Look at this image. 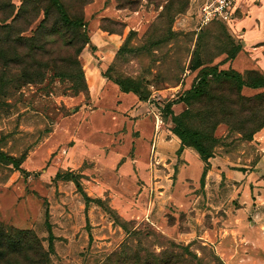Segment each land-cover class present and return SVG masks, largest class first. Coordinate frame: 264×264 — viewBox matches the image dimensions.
Returning <instances> with one entry per match:
<instances>
[{"label": "rangeland", "instance_id": "rangeland-1", "mask_svg": "<svg viewBox=\"0 0 264 264\" xmlns=\"http://www.w3.org/2000/svg\"><path fill=\"white\" fill-rule=\"evenodd\" d=\"M63 1L69 17L82 21L89 42L79 55L89 91L78 92L71 80L56 77L54 69L42 83L15 88L12 79L19 69L0 64V73H8L12 104L9 113L0 109V150L17 158L24 152L28 155L22 170H10L0 163V226L4 233L17 237V231L30 230L48 248L49 210L53 232L59 237L52 264H102L115 252L119 257L113 260L128 256L131 263L140 254L142 263L148 259L152 264H228L223 258L228 257L232 264L233 257L251 254V244L257 257L241 263L264 260V134L246 140L228 125H219L214 136L221 142L214 152L226 159L230 176L225 171L211 175L206 190L204 184L196 191L204 194L199 210L181 212L163 193L173 192L166 184L172 174L152 152L155 114L143 110L130 116L140 95L130 92L117 97L114 90L122 91L118 82L132 79L143 95L148 93L146 102L160 98L152 100V107L161 114L164 128L173 127V117L189 107L183 100L186 91L199 79L200 70L191 69L198 61L193 60L197 45L203 66H217L219 71L240 73L244 78L258 69L243 48L235 58L227 59L236 44L243 47L231 23L211 22L200 29L197 16L202 0ZM51 7L50 0H0V39L9 34L12 38L32 36L46 18L52 27L57 15H46ZM5 24L10 27L3 30ZM99 29L118 34L117 44L99 42L101 48L113 45L107 53L111 62L101 72L85 68L82 58L86 48L94 55L101 53L90 41ZM58 38H49L54 43L47 47L46 59L56 60L60 71L67 66L62 59L72 55L73 48L65 47L63 41L55 44ZM104 79L113 88H93ZM210 87H218V83L211 81ZM256 92L243 90L246 95ZM125 99L128 106L123 108ZM231 99L237 101V96ZM203 105L196 103L193 109L202 110ZM189 125L202 128L200 122ZM176 156L169 153L165 162H173ZM193 164L196 171L197 164ZM256 165L258 174L253 180L239 176V170H253ZM160 168H164L162 172ZM74 180L101 204L92 206L88 226L83 197ZM157 180L163 183L157 184ZM158 202L166 207L158 218L164 216L175 227L170 233L145 218ZM142 214L144 218H139ZM112 216L127 227L128 235L113 223ZM90 232L92 241L87 236Z\"/></svg>", "mask_w": 264, "mask_h": 264}, {"label": "trees", "instance_id": "trees-1", "mask_svg": "<svg viewBox=\"0 0 264 264\" xmlns=\"http://www.w3.org/2000/svg\"><path fill=\"white\" fill-rule=\"evenodd\" d=\"M40 1L43 0H38V2ZM50 2L53 7L46 15L56 14L57 21L55 24L51 27L48 23L49 19L46 18L32 36L19 35L14 38L10 34L3 36L0 39V64L4 68L15 66V68L19 69L20 73L12 79L16 84L15 88L24 85V83H42L47 79L49 70L54 69L56 77H64L71 80L78 92L89 91L83 64L79 59L85 44L89 43L82 31L83 23L79 19L69 17L64 10L63 0H50ZM1 27L5 30L10 25L5 24L1 25ZM53 36H59L55 40V44L63 41L65 47L73 48V54H68L66 58L62 59V61L67 62V66L60 71L56 69L58 68L56 60L49 61V59H46L47 47L54 43L49 38ZM242 48L241 43L236 44L227 53V59L235 58ZM198 53L199 45H197L193 55V60L198 61L191 68L192 70H200L196 76L199 79L186 91L183 100L189 107L180 115L173 117L175 125L172 127V131L182 142L178 153H181L186 146L193 147L205 162L201 178V185L203 186L210 165L209 160L215 157L214 148L221 142L220 137L214 136L219 125H228L232 131L240 133L246 140H252L253 136L264 128V73L259 69H254L249 72L247 78H244L240 73L232 74V71H219L217 66H203ZM72 56L73 59L70 58ZM7 75L8 73L6 72L0 73V109L6 108L9 113L12 109V104L9 102L11 94L7 90L9 84ZM211 81L217 82L218 87H210ZM118 84L123 92L139 94V99L142 101L148 99V93L143 95L132 79L120 81ZM244 88H251L258 90V92L253 95H246L243 93ZM217 89H220V91L216 94ZM234 94L237 96V101L231 99ZM214 99H218V102H215ZM203 102V106L207 110L203 109V106L202 110L199 107L196 110L193 109L196 103L201 104ZM196 122H200L202 128H193L189 125V123L195 124ZM27 157L26 152L17 158L0 150V163L6 164L10 170H22V164ZM74 182L78 191L83 194L87 206L90 202L101 205L97 198L90 197L83 190L81 182L75 180ZM47 215L48 248L43 244V240L30 230H19L17 231L19 235L16 237L14 234H5L4 228L0 226V264H52L51 257L55 252L56 236L52 231L53 225L50 222L49 210ZM118 219L121 218L118 217ZM113 220L128 235L127 227L115 218ZM117 253L119 252L110 255L102 264H152L151 260L148 261V259L142 263L140 254L135 255L133 263L130 262L128 256L113 260V257H119Z\"/></svg>", "mask_w": 264, "mask_h": 264}, {"label": "crops", "instance_id": "crops-1", "mask_svg": "<svg viewBox=\"0 0 264 264\" xmlns=\"http://www.w3.org/2000/svg\"><path fill=\"white\" fill-rule=\"evenodd\" d=\"M239 3L242 7V15L233 23H231L233 28V33L235 36L240 38L244 54L248 57H250L255 64V67L258 68L262 73H264V0H239ZM118 34L110 33L108 31H105L103 29H99L97 33H94L90 37L91 44H97L99 46V49H101V53L95 52V55L92 51H89L87 48L84 50V53L82 54V58L84 61L85 68L88 67L90 71H99L101 72V68L107 65V63L111 62L109 59L110 56L107 55L109 50L112 49L113 45H105L104 48H101V45L99 42H106L108 44H112V42L116 43L118 42ZM88 74V73H87ZM88 77V75H87ZM92 83H95L92 79ZM90 84V80H89ZM112 85H110V81L104 79L103 83L101 84H95L93 88L96 90L99 89L100 91L104 88H107ZM90 90H92V86L90 84ZM115 93L120 97H126L129 96L128 93L119 91L118 88H115ZM93 96H95V93L92 91ZM134 108L130 111V116H136L139 114V112H142L143 110L150 111L155 113V108L152 107L153 104L142 101L139 99V97H136ZM126 105L122 103L125 108L128 106V102L125 99ZM141 106H145L144 109ZM155 130V128H154ZM261 134H264V128L260 130L258 133H256V138L260 136ZM154 136V144L152 147V152L154 154L156 153L159 162H164L166 166H168V169L170 170V174L172 178L167 181V185L169 184L173 188V192L169 191H163V193H166V196L168 197V200L174 202L181 212H190L193 210H199V202L204 198V194L202 192L196 193V191L201 186V178L202 174L205 168V162L201 159L198 151L194 149L193 147H185L181 153H178L179 148L182 145L181 139L173 133L172 127L164 128L163 124L156 128V131L153 132ZM264 145V143H262ZM169 153H173V155L177 154L176 158H174L173 162H165V159L169 158ZM179 155V156H178ZM177 161L179 162V165L176 166ZM196 163L197 170L195 171L193 169L194 164ZM209 169L206 176V182L204 189L207 188V182L208 178L211 175L217 174V173H223L224 171L227 173L228 176V166L227 161L224 157L216 155L215 157L210 158L209 160ZM258 168V165L254 167L253 170H239L238 174L240 176H243L246 181L253 180L255 176H257L256 169ZM161 172L163 171L164 168ZM159 169V170H160ZM177 169V172L175 173V170ZM155 172L158 170L157 166H155ZM173 170V173H171ZM159 172V171H158ZM194 172V173H193ZM156 174H158L156 172ZM161 174V173H160ZM175 176V178H173ZM245 181V182H246ZM157 184L163 183V181H156ZM165 183V182H164ZM78 190V189H77ZM80 192V191H79ZM80 194L83 197V213L86 214V220H87V226L90 224V219L92 216V206H98L95 202H90L87 206L86 201L84 199L83 194L80 192ZM88 194V193H87ZM89 195V194H88ZM92 197L91 195H89ZM94 198V197H92ZM157 204V205H156ZM163 204V203H162ZM161 204V202L155 203L153 207L149 208L148 211L145 213V218L149 220L152 224L156 225L158 228H160L163 232L170 233L172 228H175L174 226H171L168 224V221L163 216L162 219L158 218V213L164 214V210H166V207H164ZM159 206V207H157ZM162 208V211H161ZM86 212V213H85ZM97 213V212H96ZM135 219H137L139 216L136 215ZM66 217V215H64ZM51 218V216H50ZM139 218H144L143 214ZM51 222V220H50ZM52 223V222H51ZM114 223V220H113ZM115 224V223H114ZM53 225V224H52ZM118 225V224H117ZM120 226V225H119ZM120 228H122L120 226ZM123 229V228H122ZM124 230V229H123ZM53 231V226H52ZM54 233V232H53ZM56 240L59 238L55 233ZM87 236L89 238V241L93 240V232L87 233ZM65 237V236H64ZM67 237V236H66ZM252 245V244H251ZM249 245L248 250L251 254L248 255H240L233 257L232 264H242L241 262L244 260L246 261L248 259H255L254 256L256 250ZM219 248V246H217ZM227 263L229 264L230 261L228 257H223ZM255 264H264L263 258L259 259V262Z\"/></svg>", "mask_w": 264, "mask_h": 264}, {"label": "built area", "instance_id": "built-area-1", "mask_svg": "<svg viewBox=\"0 0 264 264\" xmlns=\"http://www.w3.org/2000/svg\"><path fill=\"white\" fill-rule=\"evenodd\" d=\"M241 13V5L239 0H202L198 11V26L203 28L211 22L219 21L225 24H230L238 19ZM160 99L159 97H153L149 99V103L152 104V100ZM156 128L163 123V118L159 112L155 110Z\"/></svg>", "mask_w": 264, "mask_h": 264}]
</instances>
